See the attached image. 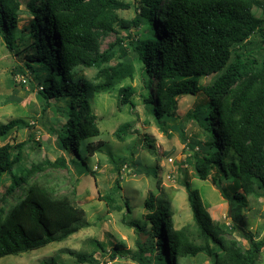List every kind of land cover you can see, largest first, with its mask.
Segmentation results:
<instances>
[{
  "label": "trees",
  "instance_id": "1",
  "mask_svg": "<svg viewBox=\"0 0 264 264\" xmlns=\"http://www.w3.org/2000/svg\"><path fill=\"white\" fill-rule=\"evenodd\" d=\"M128 7L123 0H27L32 20L25 29L30 39L19 47L14 38L21 1L0 0V34L15 54L25 52L26 68L38 74L41 98L66 101L67 118L56 135L62 149L72 153L79 174L85 172L77 151L80 143L100 134L91 100L96 94L116 90L117 106H131L134 89L119 86L133 78L134 61L148 78L143 104L161 129L167 122H176L179 97L204 95L207 105L186 117L207 136L196 151L191 146V164L198 180L205 181L207 172L217 169L219 175L211 180L214 187L220 190L221 182L230 185L232 194L221 192L229 206L230 223L214 222L198 191L184 182L194 231L173 228L169 207L162 202L155 205L149 196L144 207L150 241L138 245L131 258L137 264H179L182 257L205 255L210 264H255L264 238L253 240L237 222L247 196L264 198V55L259 62L238 53L232 58L231 49L261 30L263 20L253 9L259 8L264 16V0H138L130 21L118 18L116 11ZM142 25L147 27L145 35L130 38L121 52L115 43L100 50V40L115 33L116 26L138 29ZM77 67L96 69L97 83L90 87L76 75ZM212 76L211 83L199 84L201 78ZM20 123L0 124V178L9 177L0 196V258L62 242L89 225L80 207L65 196L53 197L32 180L43 164L65 167L63 158L26 168L21 143L1 144L22 127ZM129 127V123L120 125L116 138L123 140ZM177 129L181 136V127ZM87 149L93 150L91 145ZM104 200L113 202L109 197ZM232 232L248 242L247 249L227 237ZM95 247L103 250L99 243ZM123 247L113 245L110 260L126 256ZM70 253L79 263H99L93 255Z\"/></svg>",
  "mask_w": 264,
  "mask_h": 264
},
{
  "label": "rangeland",
  "instance_id": "2",
  "mask_svg": "<svg viewBox=\"0 0 264 264\" xmlns=\"http://www.w3.org/2000/svg\"><path fill=\"white\" fill-rule=\"evenodd\" d=\"M20 1L21 14L14 38L19 47L30 39L25 28L32 20L27 12V0ZM123 2L129 5L128 9L118 10L116 15L130 21L137 11L138 0ZM253 13L263 20L261 30L242 45L232 47V58L238 53L259 62L264 55V16L259 8H254ZM146 31L145 25L138 29H120L116 26L115 33L100 40V50H106L115 43L114 48L121 52L130 38L142 37ZM24 53L15 54V50L7 47L0 34V124L10 120H18L22 124L1 144L21 143L22 165L26 168L63 158L65 167L43 164V169L32 180L42 184L53 197L65 196L80 207L89 225L62 242L16 256L2 257L0 264H89L79 263L70 252L93 255L99 263L104 264L106 261L110 264H137L131 255L138 251V245L150 241V227L145 219L147 210L144 207L149 196L153 197L155 205L162 202L169 207L173 228L188 227L194 231L192 213L182 186L184 182L198 191L203 206L214 222L229 225V206L221 192L232 194L230 185L221 182L220 190L214 187L211 180L219 175L217 169L208 171L205 181L198 180L191 164L197 144L204 143L207 136L196 122L186 117L207 105L208 99L204 95L198 93L179 97L176 122H167L161 129L143 104L148 78L142 65L134 61L133 78L119 86L129 85L134 89L131 106H117L116 90L96 94L91 100L100 134L80 143L77 151L84 160L85 172L79 174L71 161L72 153L62 149L56 135L59 125L67 118L64 114L66 101H45L41 98L38 94V74L26 68ZM115 62L113 60L110 64ZM33 68L38 70L39 67L33 65ZM75 73L90 87L97 83L96 69L77 67ZM214 77L201 78L199 84L211 83ZM123 123H129L130 127L124 139L119 140L115 131ZM179 126L181 136L177 129ZM87 145L92 146L91 152ZM191 146L195 147L194 151ZM8 184V175H3L0 178V196ZM19 194L16 192V196ZM106 197L112 198L113 202L105 201ZM245 200L246 206L237 225L253 240H261L264 238V198L250 195ZM227 237L236 239L244 249L248 248V242L237 233L232 232ZM95 243H99L103 250L96 248ZM119 243L123 244L122 252L126 256L110 260L111 248ZM254 262L264 264V247L259 254H255ZM179 264H210V259L205 255L182 257Z\"/></svg>",
  "mask_w": 264,
  "mask_h": 264
},
{
  "label": "built area",
  "instance_id": "3",
  "mask_svg": "<svg viewBox=\"0 0 264 264\" xmlns=\"http://www.w3.org/2000/svg\"><path fill=\"white\" fill-rule=\"evenodd\" d=\"M23 82H24V80H22ZM109 262L108 261H106V263L105 264H108ZM99 264H103L102 262H100ZM110 264V263H109Z\"/></svg>",
  "mask_w": 264,
  "mask_h": 264
}]
</instances>
